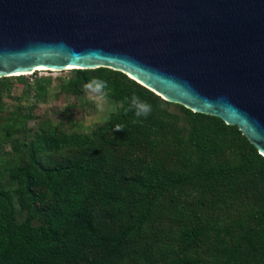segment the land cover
Wrapping results in <instances>:
<instances>
[{
	"label": "trees",
	"instance_id": "trees-1",
	"mask_svg": "<svg viewBox=\"0 0 264 264\" xmlns=\"http://www.w3.org/2000/svg\"><path fill=\"white\" fill-rule=\"evenodd\" d=\"M24 77L0 78V264H264V157L236 126L98 68L60 87L106 80L114 111L68 131L21 106L52 85ZM134 93L153 106L138 123Z\"/></svg>",
	"mask_w": 264,
	"mask_h": 264
},
{
	"label": "water",
	"instance_id": "water-1",
	"mask_svg": "<svg viewBox=\"0 0 264 264\" xmlns=\"http://www.w3.org/2000/svg\"><path fill=\"white\" fill-rule=\"evenodd\" d=\"M39 67L120 72L264 157V0H0V78Z\"/></svg>",
	"mask_w": 264,
	"mask_h": 264
},
{
	"label": "rangeland",
	"instance_id": "rangeland-1",
	"mask_svg": "<svg viewBox=\"0 0 264 264\" xmlns=\"http://www.w3.org/2000/svg\"><path fill=\"white\" fill-rule=\"evenodd\" d=\"M70 75V70L65 71H36L24 78L33 83L35 78L46 77L51 78L52 85L48 87L39 101L22 97L19 102L21 106H29L34 104L35 120L49 119L54 123L64 122L68 131L89 132L95 126L107 120V115L114 111L115 107H110L108 102L100 97V94H94L90 91L84 92L81 99L68 96L60 87L61 80ZM129 78V77H128ZM23 92L21 85L16 84L12 90L15 97H20ZM35 94V90L31 89V96ZM10 103L9 100H5ZM8 150L6 146L4 148Z\"/></svg>",
	"mask_w": 264,
	"mask_h": 264
},
{
	"label": "clouds",
	"instance_id": "clouds-1",
	"mask_svg": "<svg viewBox=\"0 0 264 264\" xmlns=\"http://www.w3.org/2000/svg\"><path fill=\"white\" fill-rule=\"evenodd\" d=\"M108 87V82L98 77L91 78L85 85L84 88L86 91H90L94 94H103L104 90ZM127 111H132L135 114L136 120L133 123L140 122V118H147L151 115L153 111V106L142 99L139 95L133 94L128 98V109ZM116 131L124 130L123 126L117 125L115 127Z\"/></svg>",
	"mask_w": 264,
	"mask_h": 264
},
{
	"label": "bare ground",
	"instance_id": "bare-ground-1",
	"mask_svg": "<svg viewBox=\"0 0 264 264\" xmlns=\"http://www.w3.org/2000/svg\"><path fill=\"white\" fill-rule=\"evenodd\" d=\"M63 69H64V70H68L69 68H63ZM37 70H38V71H44L45 69L39 67V68H37ZM52 72H53V71H52Z\"/></svg>",
	"mask_w": 264,
	"mask_h": 264
}]
</instances>
